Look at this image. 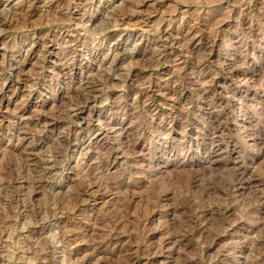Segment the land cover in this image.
Instances as JSON below:
<instances>
[{"label": "rangeland", "instance_id": "374dc122", "mask_svg": "<svg viewBox=\"0 0 264 264\" xmlns=\"http://www.w3.org/2000/svg\"><path fill=\"white\" fill-rule=\"evenodd\" d=\"M0 264H264V0H0Z\"/></svg>", "mask_w": 264, "mask_h": 264}, {"label": "bare ground", "instance_id": "6f19581e", "mask_svg": "<svg viewBox=\"0 0 264 264\" xmlns=\"http://www.w3.org/2000/svg\"><path fill=\"white\" fill-rule=\"evenodd\" d=\"M27 155V154H26ZM37 162V161H36ZM29 165V164H28ZM43 167V166H42Z\"/></svg>", "mask_w": 264, "mask_h": 264}]
</instances>
